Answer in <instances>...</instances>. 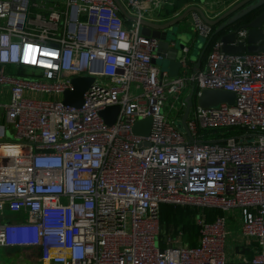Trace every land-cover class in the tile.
I'll return each instance as SVG.
<instances>
[{
  "label": "built area",
  "instance_id": "obj_1",
  "mask_svg": "<svg viewBox=\"0 0 264 264\" xmlns=\"http://www.w3.org/2000/svg\"><path fill=\"white\" fill-rule=\"evenodd\" d=\"M117 1L130 18L113 0H0V248L34 250L39 264H264V52L214 41L202 67L169 77L140 33L162 0ZM193 30L210 36L197 17ZM76 77L92 78L78 107L62 103ZM202 90L233 104L201 108ZM160 204L238 214L257 250L225 261L224 218L202 212L195 245L179 227L159 237Z\"/></svg>",
  "mask_w": 264,
  "mask_h": 264
},
{
  "label": "water",
  "instance_id": "obj_2",
  "mask_svg": "<svg viewBox=\"0 0 264 264\" xmlns=\"http://www.w3.org/2000/svg\"><path fill=\"white\" fill-rule=\"evenodd\" d=\"M122 16L130 18L122 9L117 0H113ZM191 14V19H188ZM197 17L205 26L210 29V36L216 38L215 41L220 43V51L231 54L242 53H260L264 52V35L261 27L264 24V0H234L222 12L216 14L214 18H208L202 10L194 5L188 6L179 15L171 18H161L154 16L149 19H140V33L146 37L153 38L157 41L155 55L157 58L152 59L153 64L159 65L160 72H166L169 77H174L181 66L180 57L182 47H187L193 43L194 47L199 45L202 53L201 41L199 34L193 30V18ZM244 30L245 35L238 39V31ZM200 42L198 45L196 43ZM191 46V45H190ZM184 55V61H190L189 55ZM187 55V56H186ZM197 59L191 66L194 70L198 66ZM92 82L91 77H76L71 79L72 89L65 91L62 95V103L78 107L81 104V96ZM185 108L180 122L176 127H184L186 115L193 105L191 93L184 99ZM195 103L201 108H211L220 103L227 105L233 104V94L220 90H202L197 96ZM118 107H107L100 112L104 118L106 112L111 113L110 119L105 118V122L110 124ZM150 119L145 118L138 120L132 127V132L137 135L145 136L148 132Z\"/></svg>",
  "mask_w": 264,
  "mask_h": 264
},
{
  "label": "crops",
  "instance_id": "obj_3",
  "mask_svg": "<svg viewBox=\"0 0 264 264\" xmlns=\"http://www.w3.org/2000/svg\"><path fill=\"white\" fill-rule=\"evenodd\" d=\"M232 1L234 0H162L163 4L160 6V9L152 11L150 13L152 17H150V15L147 14L148 12L145 13L144 15L150 18H153L154 16L161 17V18H171L173 16L179 15L188 6L194 5V6L199 7L202 10V12L205 14V16H207L208 18H214L216 14L222 12V10L225 9L229 4H231ZM187 17L188 19H191V14L190 15L188 14ZM193 43L190 44L191 46L189 45V49L187 52L188 53L187 55H189V59H190L189 62L186 61V66H188V69L179 68L177 74H179L181 71L183 72L186 71L187 73V71L191 70L192 64L197 59H199V61H198V66L196 68L203 66L205 57H203V59L201 58V56L199 57L200 48L198 44L200 42L196 43L198 46L194 47L190 52V49L193 46ZM204 45H205V40L201 41L202 48H204ZM214 214L221 215L224 218L225 236H224L223 243H222L224 260L227 262L234 263V262H238L242 257L249 258L250 256H252L253 253L257 250V246L253 239H251L250 237L244 236L240 232L239 215L231 214L228 211H224V212L214 211ZM229 214L232 217L229 219H233L234 220L233 222L232 221L227 222L229 219L226 220L225 216ZM215 215L211 214V218L208 221H210ZM17 217L18 216H10V219L14 221L16 220ZM2 249L4 250L3 251L4 256L11 258L9 264L18 263V262L13 261L15 260L13 259L14 253H19L20 250H24L26 252L30 251L29 249H25V248H15V249L2 248ZM31 251L34 252V250H31ZM37 264L39 263L37 262Z\"/></svg>",
  "mask_w": 264,
  "mask_h": 264
},
{
  "label": "trees",
  "instance_id": "obj_4",
  "mask_svg": "<svg viewBox=\"0 0 264 264\" xmlns=\"http://www.w3.org/2000/svg\"><path fill=\"white\" fill-rule=\"evenodd\" d=\"M216 38L214 36H208L205 41L204 48L202 49L201 58L205 57L207 53L210 51L212 44ZM214 131V130H211ZM204 134H207L208 131H204ZM202 212L206 219L209 220L211 218V214H214V210L212 209H198L191 207H172L166 204H160L158 207V229H159V237H161L168 230L171 231L175 227H179L181 229L183 239L188 245H195V237L197 234V228L194 225V216L197 213Z\"/></svg>",
  "mask_w": 264,
  "mask_h": 264
},
{
  "label": "rangeland",
  "instance_id": "obj_5",
  "mask_svg": "<svg viewBox=\"0 0 264 264\" xmlns=\"http://www.w3.org/2000/svg\"><path fill=\"white\" fill-rule=\"evenodd\" d=\"M199 39H200V41H204V38L203 37H201V36H199ZM194 48V46H192L191 47V49H190V52H191V50ZM156 66H157V68L160 70V66L159 65H157L156 64ZM28 69V68H27ZM8 71H10V68H8ZM182 72V71H181ZM180 72V73H181ZM187 73H188V71H187ZM27 78H31V77H27ZM187 87L185 86V87H183L181 90H180V93H179V97L180 98H182V97H184L186 94H187ZM4 95H0V99H4ZM6 100H4V101H1V103H3V102H5ZM166 110V107H163L162 108V112L163 111H165ZM3 111H2V109L0 108V113H2ZM166 116H168V117H171L172 116V110H170L168 113H166ZM5 139H8V140H13V136H12V134L10 133V130L7 128L6 129V138ZM6 214H7V216H11L9 213H7L6 212ZM225 218H226V220L227 219H229V218H232L231 217V215L229 214V215H226L225 216ZM233 222L234 220L233 219H229L227 222ZM184 237V236H183ZM155 241H157V239H155ZM184 241H186L185 239H183L182 238V241H181V243L183 244V243H185ZM3 249L2 248H0V264H9L10 263V260H11V258H9V257H6V256H4V254H3ZM13 259H15V260H13L14 262H18L19 264H37V257H36V254H34V252L33 251H28V252H26V251H24V250H20V252L19 253H14L13 254ZM18 263H16V264H18ZM15 264V263H14Z\"/></svg>",
  "mask_w": 264,
  "mask_h": 264
}]
</instances>
